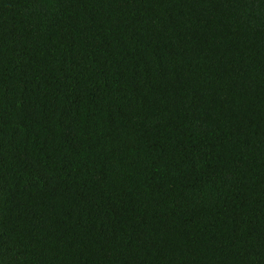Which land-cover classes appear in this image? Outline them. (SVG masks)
<instances>
[{"label": "trees", "instance_id": "trees-1", "mask_svg": "<svg viewBox=\"0 0 264 264\" xmlns=\"http://www.w3.org/2000/svg\"><path fill=\"white\" fill-rule=\"evenodd\" d=\"M0 264H264V0H0Z\"/></svg>", "mask_w": 264, "mask_h": 264}]
</instances>
